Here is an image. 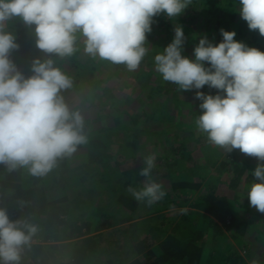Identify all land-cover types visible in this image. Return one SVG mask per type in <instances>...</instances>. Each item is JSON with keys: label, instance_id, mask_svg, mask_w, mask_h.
<instances>
[{"label": "rangeland", "instance_id": "1", "mask_svg": "<svg viewBox=\"0 0 264 264\" xmlns=\"http://www.w3.org/2000/svg\"><path fill=\"white\" fill-rule=\"evenodd\" d=\"M233 2L236 3V0H191V4L176 18L169 19L164 14L156 16L152 31L146 34L148 54L135 71L99 56L93 58L85 51V38L79 33L74 45L76 50L71 56L52 55L55 66L72 78V88L63 90L62 94L68 106L78 109L84 116L85 129L114 128L120 124L121 127L92 136V139L103 138L106 142L102 149L104 158L100 162H91L93 156L89 157V154L95 147L89 144L81 145L75 153L65 156L64 168L57 170L58 182L52 183V190H47L50 200L56 203L54 206L63 209L59 210V218H53L46 232L45 223L38 225L40 232L44 231L43 235L30 242L52 246L47 248V254L42 255L43 259H48L50 264L55 263V259L57 262L67 261L70 244L73 246L86 237H94L98 250L107 245L117 248L116 252L118 250L120 255L127 250L136 251L137 242L147 238L150 248L155 252L158 250L159 255L162 253L159 243L169 234L188 242L199 229L203 232L210 229L209 237L200 239L206 243L204 248L210 254L211 261L207 264H252L253 261L264 264V214L250 206L247 195L255 182L252 171L258 164L257 159L241 153L239 149L233 150L242 162L243 171L239 174V167L222 169L221 162L230 160V153L211 144L206 134L199 130L193 133L185 130L180 134L172 132L168 136L156 134L169 120L172 123L195 122L202 109L195 89L169 91L170 88L176 89L177 85L163 80L156 70L154 56L172 41L176 25H181L185 33L183 54L191 56L193 50L190 46L196 44L188 40L190 36L204 33L211 41L207 22L216 19L214 14L217 11L226 16L220 28L228 29L235 17L233 11L236 12L231 6ZM207 8L212 10L211 14ZM34 28L35 25L29 28L20 17L5 22V30L13 33L19 44V51L16 54L12 51L10 59L25 77L33 74L31 65L35 58L44 60L49 57L48 53L38 48ZM192 28L195 31H191ZM23 32L30 36L29 42L28 39L26 42L21 39ZM239 41L264 51L259 43H249L246 38ZM28 43L29 47H26ZM201 91L213 95L217 92L207 85ZM151 153L157 155L152 178L162 184L167 194L151 206L141 202V207L133 216L129 212L123 213L116 200L117 194L124 188L121 183L142 187L146 181L139 172L144 166L143 157ZM179 182L199 186L195 190L176 187ZM211 191L235 201L239 208L237 218L250 221L243 232L232 233L221 221L218 226L208 227V221L204 219L210 218L209 214L194 206L203 194ZM149 210L152 213H147ZM59 211L51 206L46 217H52ZM192 213H195L194 217ZM59 219L65 222L62 224ZM220 228L225 229L226 235L219 234ZM101 254L91 256L93 264L103 263H96ZM171 261L175 264L186 262L182 257L171 258Z\"/></svg>", "mask_w": 264, "mask_h": 264}, {"label": "clouds", "instance_id": "2", "mask_svg": "<svg viewBox=\"0 0 264 264\" xmlns=\"http://www.w3.org/2000/svg\"><path fill=\"white\" fill-rule=\"evenodd\" d=\"M239 3L249 29L264 36V0ZM190 4L191 0H0V164L9 171L27 167L32 175L42 176L58 158L88 142L84 116L70 108L62 94L72 88V78L52 58L71 56L78 33L93 58L135 71L148 54L146 34L152 31L154 18L160 14L176 18ZM13 17L29 28L35 25L36 44L49 54L32 61L33 74L28 77L10 59L19 48L15 35L5 30V22ZM220 33L219 43L202 35L189 56L183 54V27L176 25L172 41L154 56V63L163 80L182 91L196 90L202 112L195 124L211 144L257 159L255 182L247 195L250 206L264 214V51L234 39V30L221 28ZM205 85L216 94L201 91ZM156 161L155 153L144 156L139 174L146 182L127 189L149 206L167 194L152 178ZM37 231L36 224L11 220L0 208V262L19 264L23 247Z\"/></svg>", "mask_w": 264, "mask_h": 264}, {"label": "trees", "instance_id": "3", "mask_svg": "<svg viewBox=\"0 0 264 264\" xmlns=\"http://www.w3.org/2000/svg\"><path fill=\"white\" fill-rule=\"evenodd\" d=\"M231 6L233 9H236V12L233 11V15H235V17L232 18L231 23H229L230 25L227 26L228 29L225 30H234L236 32V36L234 37V39L245 40L246 38L247 41L249 40V43H259L260 48L262 49L264 47V36H261L258 30H250L247 22L242 19L239 12V0H236V3L233 2ZM207 11L209 12V14L212 13V10L210 8H207ZM214 15L216 16V19L213 21L216 22L215 24L212 23L213 21L211 23L207 22V32L211 33L209 35L213 43H219L223 39V37L220 31H216L221 29L220 26H223V21L226 19V16L218 11L215 12ZM238 16L239 18L237 19ZM206 19V21L209 20L208 16H206ZM191 31H195V28H192ZM207 32L205 31V33ZM201 34L204 35V33H200L198 35H194L193 37L190 36L188 40L193 44H197ZM253 34H257L259 35V37L257 35L251 36ZM21 39H24L23 41L25 42L28 39L29 42L30 36L27 33L23 32ZM26 47H29V43ZM190 47L191 50H194L195 46L193 45ZM13 51L16 54V52L19 51V48ZM178 88L179 86L177 85L176 89L170 88L169 91L175 92ZM189 113L190 112L188 111L187 114ZM175 123L177 122L172 123L171 120H169L168 124L162 125V127L157 130L156 134L168 136L172 132H178L180 134V132H183L185 130L191 131V133L199 132L195 122L193 121H191L190 123ZM120 127L121 124L114 128H109L108 126H106L98 130H86V127H84L85 134L88 138V142L86 144H89L93 148L95 147V150H91V154H89V157L90 155L91 157L93 156L91 159L92 163L96 161L100 162L101 160H103L104 153L102 149L105 148L106 143L103 138H98V140H96L92 139V136H95L100 132H104L109 129L115 131V128ZM96 148H98L99 150L101 149V151L96 150ZM64 160L65 157L58 158L56 165L48 172L49 174L47 173L42 176L32 175L27 167H18L13 171H9L6 165L0 164V208H4L7 211L11 220L27 219L37 226L43 225V223H45V225H47L45 227L46 232V228L51 225V223L53 222V218H59V210H62L63 208L60 207L61 209H57V207L54 206V204L56 203L53 199L50 200L47 190H52L50 188L52 183L55 184L56 182H58L59 174L57 170L61 169V167L65 165V162H63ZM227 160H223V162H221V167L223 170H226L228 168L229 170H232L233 168L236 169L237 167H239L240 169L237 172H239V174L242 173V162L241 159L235 156V152H231L230 160ZM207 163L211 165V161H208ZM106 176H108V174H106ZM121 184L124 186V188L119 191V193L117 194L118 196H116V200L118 202L117 204H119V207H122V209L124 210L123 213L129 212L130 215L133 216L138 211L139 207H141V202L135 200L133 196L127 191L129 187L127 183L123 182ZM198 186L199 184H187L186 182H179L176 184V187H190L193 188V190H195V188H197ZM200 198V202L196 204L197 206L195 205L194 207L202 209L209 214L210 218L201 216L203 218L205 217L204 220L208 221L207 224L209 228L210 226H218V222L220 221L223 223L224 227L226 229H229L232 233H241L245 230V228L248 227L250 221L239 220L237 218V211L239 208L236 206L233 199L217 194L214 191H211L206 195L203 194ZM51 206L59 212H56L52 217L47 218L46 215L47 213H49V207L51 208ZM64 211L67 210L65 209ZM147 213L152 212L149 210ZM131 216H129V218ZM194 216L195 213H192V217ZM59 220L62 224L63 222H65L61 219ZM147 221L150 222V220L148 219ZM145 223L143 226H145ZM199 226L202 227V225L200 224ZM152 231L153 230H151V232ZM218 231L219 234H222V236L226 235L225 229L220 228L218 229ZM43 232H40V230L38 229L37 233L33 236L32 239L40 237L41 235H43ZM209 233H211L210 229H207V231L205 232L199 229L197 234L194 235V237L188 242H185L183 238H178L172 234H169L159 243V249L162 252L159 255L158 250L157 252H155L150 248V243L147 238H143L142 240L137 242L136 251L132 250L130 252L129 250H127L125 253L122 252V254L120 255V252H118V250L116 252L117 248L109 247L107 245L102 246L103 250H98L96 248L97 242L94 241V237H86L81 239L80 242H76L77 244L73 246L70 244V248L68 249L70 253L67 261L57 262L55 259V261L53 260V262H55L53 264H93L91 256H96L97 254H100V252H102V254L100 255V257H98L96 263L102 261L103 263L101 264H175L173 261H171V258L178 259L181 257L183 260H186L185 264H207V262L211 261L209 258L210 254L208 250L204 248L206 243L204 241H201L200 239L205 238L206 236L209 237ZM46 238L50 239L51 236H46ZM52 238H55V236H52ZM225 239L227 240L228 238L225 237ZM92 242H94V245ZM47 248L50 249L52 248V246L50 247L43 244L25 245L20 254L21 258L19 264H42V262H44L43 264H50V261L48 259L45 260L42 258L43 254H47ZM155 255L157 256V258H154ZM226 259L228 260L227 257ZM0 264H2V262H0Z\"/></svg>", "mask_w": 264, "mask_h": 264}, {"label": "crops", "instance_id": "4", "mask_svg": "<svg viewBox=\"0 0 264 264\" xmlns=\"http://www.w3.org/2000/svg\"><path fill=\"white\" fill-rule=\"evenodd\" d=\"M138 216H139V214L137 215V217H138ZM137 217H136V218H137Z\"/></svg>", "mask_w": 264, "mask_h": 264}]
</instances>
